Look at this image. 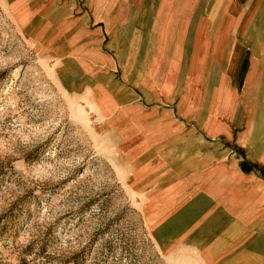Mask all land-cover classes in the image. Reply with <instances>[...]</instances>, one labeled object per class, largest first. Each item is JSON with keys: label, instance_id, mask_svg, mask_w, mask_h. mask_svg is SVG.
<instances>
[{"label": "crops", "instance_id": "crops-1", "mask_svg": "<svg viewBox=\"0 0 264 264\" xmlns=\"http://www.w3.org/2000/svg\"><path fill=\"white\" fill-rule=\"evenodd\" d=\"M114 128L167 264H264V0H3Z\"/></svg>", "mask_w": 264, "mask_h": 264}, {"label": "rangeland", "instance_id": "rangeland-1", "mask_svg": "<svg viewBox=\"0 0 264 264\" xmlns=\"http://www.w3.org/2000/svg\"><path fill=\"white\" fill-rule=\"evenodd\" d=\"M42 60L0 0V264H167L114 128Z\"/></svg>", "mask_w": 264, "mask_h": 264}]
</instances>
